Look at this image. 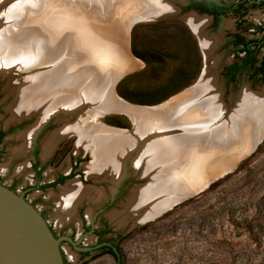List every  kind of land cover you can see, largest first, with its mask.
<instances>
[{"label": "bare ground", "instance_id": "bare-ground-1", "mask_svg": "<svg viewBox=\"0 0 264 264\" xmlns=\"http://www.w3.org/2000/svg\"><path fill=\"white\" fill-rule=\"evenodd\" d=\"M178 1L185 0H0L1 5H9L0 22V74L7 75L16 67L26 72L21 81L9 80L6 86L14 96L8 108L10 119L22 121L38 114L37 125L24 134L25 141H30L38 127L50 119L66 122L76 118L78 108L88 106L92 121L75 120L63 126L46 145L76 135L78 144L88 149L92 158L86 166L88 176L110 181L120 179L121 174L124 177L126 161L131 160L134 170L148 179L128 200V210L134 216L137 207L145 206L137 215L139 223L198 189L206 166L230 168L264 135V88L260 94L244 88L228 118H220L221 87L211 70L219 42L215 36L200 37L206 61L204 76L182 95L160 107L138 108L110 94L108 87L114 91L120 75L135 68V61L124 50V31L131 22L173 12L172 4ZM60 13L68 15L62 24L71 27L73 35L60 36L63 30L57 28L59 36L51 39L52 34L45 36L49 33L46 27L55 30L52 25L61 19ZM188 21L195 31L204 24L193 17ZM9 26L33 29L34 34L14 36ZM50 48L64 51L55 54ZM111 112L127 115L133 130L126 133L94 124L96 117ZM221 149L230 151L226 150L230 156L223 162L216 156ZM75 186L69 184L62 192L70 203L83 197L93 199V193Z\"/></svg>", "mask_w": 264, "mask_h": 264}, {"label": "rangeland", "instance_id": "rangeland-1", "mask_svg": "<svg viewBox=\"0 0 264 264\" xmlns=\"http://www.w3.org/2000/svg\"><path fill=\"white\" fill-rule=\"evenodd\" d=\"M4 5L0 6L1 23L9 8L8 4ZM66 16L68 15L60 13L61 19L56 25H52L55 30L46 27L49 33L45 36L52 34L51 39L56 38L61 29L63 32L60 36H72L70 30L72 28L62 24ZM167 18L169 17L133 24L131 22L129 30L124 31L126 36L124 50H127L135 61V68L120 75L114 85V91L111 85L108 90L110 94L116 95L131 106L160 107L188 91L200 80L204 60L195 37L181 34V32L187 34L189 31L176 19L172 21H175L178 28L184 29V31L180 29L181 32H177V36L176 29L170 28L169 24L172 21ZM74 20L76 21V18ZM51 24L53 23L49 25ZM99 25L105 27L107 23L100 22ZM162 27L164 34L159 29ZM57 28H60V32ZM8 29L14 36L34 34L33 29L27 30L23 26H20L22 33L18 26H9ZM191 45L192 51L187 47ZM52 48L50 50L55 54H62L64 51L62 48L55 52ZM132 51H135L136 55H133ZM213 71L217 75V84L221 87L220 104L223 107L220 118L223 120L228 118L244 88L254 94H260L264 88L263 85L252 83L247 73H242L237 77L235 84L228 86L219 76L220 71ZM25 73L16 67L7 75L0 74L2 128H5L9 118L6 113L7 106L11 107L14 101V96L8 94L6 86L9 80L18 81L20 77L25 78ZM83 107L77 109L76 118L74 116L66 122H55L54 119H50L45 126L42 125L44 128L37 135V144L40 146L41 140L48 135L42 142V146L43 144L45 146L50 136L53 137L57 130L75 120L92 121L88 114L89 107ZM37 116L38 114L31 116L34 119L30 122L10 126L12 132L5 138V152L0 158V177L3 183L8 185L16 179L14 190L18 193L22 186L32 183L30 181L32 174L27 162L30 151L26 150L23 154L15 151L20 144L16 142L15 135L27 130L29 126L35 127L39 117ZM98 123L106 128L126 133L131 132L134 126L127 115L119 112L96 117L94 124ZM61 138L59 142H54V150L59 147L63 158L58 163L51 160L45 164L41 173L42 181L45 178L52 179L55 174L65 171L69 164V156L74 159L80 157L83 159L80 168L85 181L84 185L80 183L77 185L81 190L93 193V199L83 197L84 200L82 198L72 204L63 195L62 186H58L42 191L35 190L27 194L25 200L43 214L46 224L51 227L55 236H71L74 243L81 241L82 248L91 247L89 253L81 254L62 241L60 251L64 264H264V137L249 152L241 154L230 168L206 166L201 174L204 182L198 189L191 191L168 209L140 223L137 215L142 214L145 206L140 207L141 209L137 207L135 210L137 215L134 216V213L128 210V200L134 190L147 184L148 179L134 170L131 160L126 161V171L123 173L125 176L119 175L121 178L116 179L117 181H110L105 177L94 178L86 173L87 164L92 162L88 149L85 150L78 144L76 135H65ZM226 150L229 154V149L216 151L219 162L230 156ZM42 152L39 148L41 159L44 156ZM117 186H121L123 192L106 212L96 217L97 209L104 204L111 190ZM80 215L85 217L88 224H95L94 227L97 229L103 227L102 221L107 222L110 228L107 236L114 239L118 260L105 250L93 248L97 237L91 231L82 233Z\"/></svg>", "mask_w": 264, "mask_h": 264}, {"label": "flooded vegetation", "instance_id": "flooded-vegetation-1", "mask_svg": "<svg viewBox=\"0 0 264 264\" xmlns=\"http://www.w3.org/2000/svg\"><path fill=\"white\" fill-rule=\"evenodd\" d=\"M172 6L173 12H171V15L167 20L177 19L181 21L191 36L195 37L198 47L203 54L204 70L206 67V61L201 47L200 37L215 36L218 37L219 42L216 49L213 51L216 60L215 66H213L211 70L220 71L219 76L228 86L235 84L237 77L242 73H247L252 83H258L264 86V0H185L183 2H175ZM190 17H193L196 20L202 19L204 24L195 31L188 21ZM227 56H229V58ZM2 92H4V88L2 89ZM6 113L9 118L5 123V128L0 127V158L5 152V138L12 132L10 126L12 124L30 122L31 119H34L33 117L22 121H10L8 106ZM43 126H45V123ZM43 126L38 128L33 135L34 137L31 138L30 141H25L24 134L31 129L30 127L32 126H29V128L22 133L15 135L16 142L20 143L15 151L20 154H23L26 150L27 152L30 151V158L27 162L29 163V169L32 174L30 179L32 183H27L22 186V190L18 193L14 190L16 179H13L10 184L5 185L3 179L0 177V185L16 195L21 196L23 199L26 198L27 194L35 190L42 191L49 188H56L58 186H62L63 190L66 186L72 183L76 186H78V183L84 185L83 182L85 181V178L83 171L80 168L83 159L80 157L74 159L70 156L69 164L65 171L55 174L52 179L45 178L44 181H42L43 177L41 173L45 164L51 160L58 163L63 158V153L62 151H59V147L54 150V144L59 142L62 138L55 141L53 145L44 146L43 144L42 146L43 140L48 136L46 135V137L41 140L40 146L37 144V135L41 129L44 128ZM70 135L68 134L66 136ZM29 143H31L32 146L31 144L29 145ZM39 148L43 151V159L40 158ZM48 157L49 159H47ZM121 186H117L111 190V193L105 200L104 204H101L100 208L97 209L95 213L96 217L101 213L106 212L113 205L116 198L121 192H123ZM84 199L85 198L82 200ZM29 204L33 206L31 203ZM40 215L44 219L43 214L40 213ZM96 217L94 216V221ZM80 221L82 233L91 231L97 237L96 245L93 248L105 251L116 249L114 239L107 236L110 232L107 222L102 221L103 227L97 229L94 227L95 224H88L83 215H80ZM49 229L55 236L51 227H49ZM60 237L61 235L55 236V238ZM69 238L74 242L73 237L70 236ZM65 243L81 254H87L89 253V249H91V247L82 248L81 241L76 242L75 247L68 242Z\"/></svg>", "mask_w": 264, "mask_h": 264}, {"label": "water", "instance_id": "water-1", "mask_svg": "<svg viewBox=\"0 0 264 264\" xmlns=\"http://www.w3.org/2000/svg\"><path fill=\"white\" fill-rule=\"evenodd\" d=\"M170 15H156L143 21L158 20ZM203 76L204 70L200 79ZM62 241L74 247L76 245L69 237L55 238L33 206L0 185V264H64L60 251Z\"/></svg>", "mask_w": 264, "mask_h": 264}, {"label": "trees", "instance_id": "trees-1", "mask_svg": "<svg viewBox=\"0 0 264 264\" xmlns=\"http://www.w3.org/2000/svg\"><path fill=\"white\" fill-rule=\"evenodd\" d=\"M170 21H172V20H170ZM175 21H172V22H170V28L172 29V28H174V29H176L175 30V33H177V32H181L180 31V29H182V28H178L177 27V25L174 23ZM168 23H169V21H168ZM173 25V26H172ZM165 28H169V27H165ZM160 29V31L164 34L165 32H163V27L162 28H159ZM162 29V30H161ZM186 29V28H185ZM183 31H184V29H182ZM181 34H185L184 36H191L188 32H187V34L185 33V32H181ZM177 36H178V33H177ZM189 44V42L186 44V45H188ZM188 47V49H191V51H192V45L191 46H187ZM132 53H133V55H136V53H135V51H132ZM122 94V93H121ZM107 253L108 254H110L113 258H115L116 260H118V256H117V254H116V252H114L112 249L111 250H108L107 251Z\"/></svg>", "mask_w": 264, "mask_h": 264}]
</instances>
